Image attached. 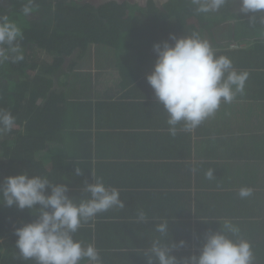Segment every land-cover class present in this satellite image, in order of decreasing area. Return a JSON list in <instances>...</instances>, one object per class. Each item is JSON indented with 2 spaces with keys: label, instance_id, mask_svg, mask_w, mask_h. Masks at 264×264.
Listing matches in <instances>:
<instances>
[{
  "label": "crops",
  "instance_id": "0c3cea01",
  "mask_svg": "<svg viewBox=\"0 0 264 264\" xmlns=\"http://www.w3.org/2000/svg\"><path fill=\"white\" fill-rule=\"evenodd\" d=\"M228 2L216 20L178 22L187 28L183 37L202 29L201 38L217 55L250 74L244 93L192 132L170 135L167 113L147 82L157 57L144 41L128 37L123 45L94 46L92 60L54 87L65 110L55 134L62 143L54 136L56 142L37 158L71 183V198H86L94 173L119 189L125 203L100 213L76 234L79 240L85 231L90 235L93 242L85 243L98 244L103 264H147L140 252L159 235L154 226L162 219L169 220L172 242H186L173 252L181 261L199 255L206 233L220 230L219 221L237 224L251 244L264 239V25L259 23L264 12L244 14L239 0ZM125 45L134 49L124 54ZM62 146L67 153H52ZM209 169L212 180L205 175ZM242 187L251 188L252 195L240 198ZM139 210L148 223L135 222Z\"/></svg>",
  "mask_w": 264,
  "mask_h": 264
},
{
  "label": "clouds",
  "instance_id": "9594fccd",
  "mask_svg": "<svg viewBox=\"0 0 264 264\" xmlns=\"http://www.w3.org/2000/svg\"><path fill=\"white\" fill-rule=\"evenodd\" d=\"M104 1H115L120 5L129 2L143 7L153 1L159 7L176 6L168 4L169 0H147L146 5L137 0ZM191 3L195 6V13L190 18L203 20L207 14L219 12L228 0H191ZM239 3L240 12L244 14L264 12V0H239ZM37 7L36 0H25L23 15H32ZM223 14L221 11L219 16ZM257 19L255 15L250 17L253 24ZM259 23L264 25V16L259 17ZM169 24H172V18L167 20V26ZM22 40L21 27L8 15H0V65L25 59L20 44ZM153 51L157 58L147 82L167 113L168 131L172 136L178 131H194L215 116L222 104H231L237 95L244 93L249 72L238 71L228 56L217 55L210 42L196 32L181 38L170 35L169 40L156 43ZM16 127V117L10 111L0 109V138ZM75 171L77 175L83 174L79 167ZM205 175L209 180L214 179V170L209 169ZM92 176L94 183L86 184L84 189L86 198L79 200L68 195L69 188L65 183H53L47 176H30L25 172L5 178L0 184V203L20 210L30 209L36 215L33 222L15 231L20 258L35 264H82L83 261L103 264L96 245L76 239V234L83 226L94 222L100 213L113 208L122 209L125 203L120 198L119 189L106 186L94 173ZM252 191L242 187L238 195L242 199L248 198ZM135 222L148 223L147 214L139 210ZM219 222V231L206 233L199 255L181 261L173 252L184 248L186 242H172L169 220H159L154 226L159 235L151 240L147 250L140 253L147 258V264H254L252 245L241 237L240 227L231 220Z\"/></svg>",
  "mask_w": 264,
  "mask_h": 264
},
{
  "label": "trees",
  "instance_id": "16d2710c",
  "mask_svg": "<svg viewBox=\"0 0 264 264\" xmlns=\"http://www.w3.org/2000/svg\"><path fill=\"white\" fill-rule=\"evenodd\" d=\"M178 2L169 8L159 7L153 1L143 7L115 1L95 6L85 0H36V11L26 17L22 12L25 0H0V15H8L23 31L20 44L25 56L22 62L0 65V109L10 111L17 121V127L0 138V184L6 177L27 172L30 176H47L53 183L71 186L61 174L50 171L37 158L48 149V144L56 142L54 136L62 143L61 134H55L63 127L65 110L57 104L61 93L54 89L56 83L62 85L75 77L78 67L92 60L94 46L123 45L129 37L134 41L147 40V49H152L170 35L183 37L187 28L178 22L188 23L195 7L188 0ZM170 18L175 24L167 26ZM197 30L202 36V29ZM36 48L47 53L51 60L36 61L37 53L33 52ZM125 49L124 54H129L134 48L125 45ZM54 152L68 151L62 146L52 149ZM57 157L56 154L54 159ZM35 219L30 209L20 210L0 203V264H35L19 257L15 235L17 228ZM86 233L80 240L93 242ZM253 242L257 243L251 244L254 264H264V239Z\"/></svg>",
  "mask_w": 264,
  "mask_h": 264
},
{
  "label": "rangeland",
  "instance_id": "374dc122",
  "mask_svg": "<svg viewBox=\"0 0 264 264\" xmlns=\"http://www.w3.org/2000/svg\"><path fill=\"white\" fill-rule=\"evenodd\" d=\"M86 1H89V3H92V4H94L95 6H97L98 4H97V1H95V0H86ZM85 1V2H86ZM138 2H139V4H143V5H146V3H147V0H137ZM157 1H160V0H157ZM161 1H165V0H161ZM103 3H105V1L104 2H102V4ZM179 2H178V0H173L172 2H171V4H178ZM229 3V2H228ZM228 3L225 5V6H227L228 5ZM224 6V7H225ZM179 7V6H178ZM223 7V8H224ZM222 8V9H223ZM221 10V9H220ZM205 15V14H204ZM208 15V17H211L212 18V20H216L217 18H218V16H219V13L218 12H216V13H211V14H207ZM167 29H169L170 27H166ZM157 35V34H156ZM155 35V36H156ZM33 52H35V53H37V56L35 57V60L36 61H43V63H44V61H46L47 62V60H51V57H48V54L47 53H45L44 51H42V50H38V48H36L35 49V51H33ZM33 54V53H32ZM34 55V54H33ZM85 65H86V63H85ZM84 65V66H85ZM95 64H93V66H94Z\"/></svg>",
  "mask_w": 264,
  "mask_h": 264
},
{
  "label": "water",
  "instance_id": "95a60500",
  "mask_svg": "<svg viewBox=\"0 0 264 264\" xmlns=\"http://www.w3.org/2000/svg\"><path fill=\"white\" fill-rule=\"evenodd\" d=\"M95 1H97L98 5L101 4V2H102V0H95Z\"/></svg>",
  "mask_w": 264,
  "mask_h": 264
},
{
  "label": "flooded vegetation",
  "instance_id": "af4514ba",
  "mask_svg": "<svg viewBox=\"0 0 264 264\" xmlns=\"http://www.w3.org/2000/svg\"><path fill=\"white\" fill-rule=\"evenodd\" d=\"M160 1H161V0H160ZM172 1H173V0H169V1H168V2H169L168 4H170ZM188 1L191 2V0H188Z\"/></svg>",
  "mask_w": 264,
  "mask_h": 264
}]
</instances>
